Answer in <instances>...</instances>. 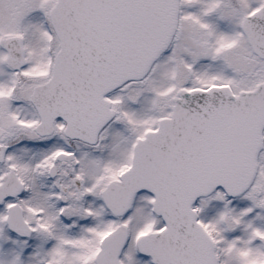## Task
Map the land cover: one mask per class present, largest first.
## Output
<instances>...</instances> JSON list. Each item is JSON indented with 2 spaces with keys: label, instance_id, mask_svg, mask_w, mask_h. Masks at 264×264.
Listing matches in <instances>:
<instances>
[{
  "label": "snow or ice",
  "instance_id": "6c2138e0",
  "mask_svg": "<svg viewBox=\"0 0 264 264\" xmlns=\"http://www.w3.org/2000/svg\"><path fill=\"white\" fill-rule=\"evenodd\" d=\"M0 264H264V0H0Z\"/></svg>",
  "mask_w": 264,
  "mask_h": 264
}]
</instances>
